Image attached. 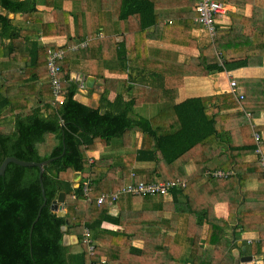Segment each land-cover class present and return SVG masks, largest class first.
Listing matches in <instances>:
<instances>
[{
  "label": "trees",
  "instance_id": "16d2710c",
  "mask_svg": "<svg viewBox=\"0 0 264 264\" xmlns=\"http://www.w3.org/2000/svg\"><path fill=\"white\" fill-rule=\"evenodd\" d=\"M39 1L52 7L54 20L42 22L40 28L23 26V22L41 20L36 15ZM183 1L187 0H0V9L7 12L3 14L0 11V126L5 123L11 126L9 131L0 128V164L7 156L38 162L55 158L44 166L46 204L35 222L31 238L30 227L44 201L40 170L37 166L10 162L4 175H0V264H97L102 257L107 259L108 264L219 263L218 254L228 248L227 242L225 245V240L221 238L225 232L222 220L213 213V201L210 204L201 202L197 206L191 205L186 210L195 229H192V225L188 229L181 227L175 238L189 240L172 241V236L164 232L158 245L145 242L142 247H135L132 243L133 236L144 229L146 233L154 234L153 229L163 226L155 209H136L135 203L147 202L154 197H160L164 203L172 202L180 195L186 197V204H191L188 193L190 185L200 176H191L186 171V165L195 161L197 168L203 167L206 163L205 157H202L203 147L219 129V112L215 111L217 108L213 100L221 96L183 95L184 77L260 65L264 59L263 44L244 49L230 46L243 38L255 41L263 39V30L256 29L255 32L249 26L264 22V4L255 5L251 16L239 15V20L230 26L217 22L216 35L210 37L205 32L197 33L199 26L193 21L195 12L162 14L156 8L157 2ZM71 9H75L76 13ZM9 13L22 14V19L17 20L19 25L16 19L9 17ZM80 15L87 17L94 36L86 46L70 50L69 44L42 46L35 40L30 41L39 34L49 36L54 27L67 22L70 16L75 17L77 35L82 36L85 19L78 22ZM99 33L103 35L98 36ZM115 34H123L124 40L114 41L115 62L119 69L113 71L124 73L131 68L136 75H149L158 80L157 84L156 79L153 80L154 87L157 86L159 90L154 95L165 107L152 117L130 116L133 106L139 101L138 97L124 102L118 94L115 101L110 103L104 93L102 106H110L105 112H101L103 107L92 108L75 99L78 85L70 79L68 61L84 50H91L95 44L104 45L107 37L115 40ZM149 40H158L181 49H196V56L185 61L173 59L171 54L161 56L159 51L156 54L149 48ZM57 49L65 51V57L59 63L61 75L65 77L63 103L55 102L48 72V55L51 50ZM244 52V55L240 54ZM43 76H48V93L53 104L38 100L44 90L37 88L36 80ZM241 82L245 88V98L242 100L245 110L240 115L249 130L251 117H257L264 110V101L260 103L249 93L254 88L251 86L252 80L242 78ZM129 87L134 88V85ZM148 94L152 96V92ZM33 97L38 100L37 105L33 104ZM240 98L243 97L240 95ZM208 101H212L211 105ZM119 103L123 107L117 111L115 106ZM245 111L250 114L249 119L245 117ZM256 129L252 125V132L257 131L262 136ZM136 131L143 133L142 145L133 153L126 154L121 165L116 166L103 158L90 162L87 151L95 149L98 142L103 140L109 143L126 132ZM239 147L241 154L223 162L220 169H203V175L231 183L233 189L237 190L238 174L229 172L218 177L212 173L206 174V171L228 172L233 167L237 169L243 155L256 153L254 135ZM231 154H235V148H228V155ZM137 162H147V165L137 167ZM258 166L264 178L259 159ZM75 172L82 174L77 186L73 181ZM155 177L167 182L186 180V184L172 188L167 195L122 193L117 202L127 203L128 207H123L117 216L109 212L107 201L98 204L94 200L90 203L82 193L85 179L91 180V196L96 198L103 192L118 190L130 181L151 182L156 180ZM61 191L65 192V216L58 215L51 207ZM239 198L240 193L234 191L229 197V204ZM106 220L122 223L124 230H104L102 224ZM170 223L165 222L164 226L173 228ZM66 225L67 230H63ZM85 228L91 230L96 242L93 255L89 254L83 242ZM66 233L78 235L79 251H73L71 245L64 244ZM205 243L214 245L206 252L207 255L202 254Z\"/></svg>",
  "mask_w": 264,
  "mask_h": 264
},
{
  "label": "crops",
  "instance_id": "0c3cea01",
  "mask_svg": "<svg viewBox=\"0 0 264 264\" xmlns=\"http://www.w3.org/2000/svg\"><path fill=\"white\" fill-rule=\"evenodd\" d=\"M227 5V12L218 18V22L225 26H230L234 21L239 20V15L251 16L255 5H263L264 0H219ZM197 0H187L178 3L170 2H157L156 8L162 14H180L195 12V5ZM38 15L41 20L38 22L26 21L23 22V26H34L40 28L41 23H50L54 20L55 15L51 6L39 1L37 4ZM3 14L7 12L4 9H0ZM72 10V9H71ZM75 12V9L72 10ZM73 13V14H74ZM233 14V15H232ZM193 16V18H194ZM9 17L17 20L22 19V14L9 13ZM75 17L70 16L68 21H63L61 25L54 27V30L49 36L39 34L35 38L32 37L30 41L35 40L42 46L48 45H64V44H76L79 42H86L91 40L94 36L90 31V24H88L87 17L80 15L79 21L82 20L83 28L81 29L83 35H77L78 29L74 21ZM81 21V24H82ZM194 21V19H193ZM19 25V24H18ZM49 27V26H48ZM242 27V26H241ZM109 35L111 27H109ZM249 28L253 30H263L264 22L252 24ZM197 33L203 34L199 29ZM205 34V33H204ZM103 33H99L98 36H102ZM108 40L104 45L93 46L90 50H84L80 55H76L70 58L68 61L70 79L75 81L78 85V91L75 95V99L79 102L92 107L101 108V112H105L110 109L109 105L104 104L102 96L106 93V99L113 103L118 94L123 97V101H128L132 97H138L139 101H136V105L133 106L130 116L132 117H144L149 118L154 114L158 113L165 106L156 97H149L147 90L153 91L154 87L153 77L149 75H136V71L129 68L128 72L120 73L113 71V69H119L118 64L115 62V42L124 40L123 34H115L114 39L107 37ZM244 40H238L234 44L235 47L244 49L245 47H260L263 44L264 48V37L255 41L250 38H243ZM147 45L156 54H171L173 59L181 61L188 60L191 57L196 56V49H181L175 45H165L163 42L158 40H149ZM166 49V50H165ZM242 55L244 53H240ZM238 54H235V56ZM112 69V70H111ZM86 77L93 78V86L88 87L86 85ZM252 80L251 86L253 88L252 93L255 99H258L260 103L264 101V59L260 65H248L243 66L234 70H225L220 72H212L209 75H186L184 77V85L182 88L183 95L187 97H210V96H221L215 102L216 112H219L218 132L215 136H212L209 141L203 147L205 150L202 152V157L206 163L202 168H197L195 161H190L186 165V171L192 176H200L190 185L189 196H191V204H186V197L177 195L175 200L172 202L166 201L165 203L160 197H154L150 201H141L135 203L136 209L145 210L152 208L156 210V215L163 221L160 228L153 229L154 234L146 233L144 229L137 235L133 236L132 243L135 247H142L144 243L149 244H160L162 233L167 232L172 236V241H187L189 238H175L177 236V230L186 228L192 225V229H195V224L192 218L189 217L186 210L191 205L197 206L203 202L210 204L213 201V213L218 219L222 220V226L224 228V235L221 237L227 242V248L222 254H218V264H264V178L260 172L258 166L257 153H248L243 155V161L238 164L237 169L232 168L228 172H232L239 175L238 183L239 187L234 190L231 183L220 182L218 179H209L203 175V169H220L221 164L225 161H229L232 157H237L241 154L240 147L244 145L250 138L253 137L252 125L256 126L259 132L262 134L263 142L262 148L264 149V110L260 112L257 117H251L249 130L245 121L241 120L242 115L240 112H244L243 99L245 98V88L241 79ZM34 80H36L34 78ZM235 80L237 86L231 87V81ZM38 81L37 88L44 90L40 101L47 102L52 101L48 90L50 89L48 76L42 77ZM78 81L81 83L78 84ZM158 80H155V83ZM157 84V83H156ZM254 84V86H253ZM129 85H134V88H130ZM251 88V89H252ZM36 91V90H35ZM159 91V90H158ZM37 92V91H36ZM243 94V98L240 95ZM50 99V100H49ZM38 100L33 97L32 101L34 105L38 104ZM154 102L162 104L159 110L151 109ZM212 101L207 103L211 105ZM43 104V103H41ZM115 105V104H114ZM121 103L115 106L118 111L122 109ZM114 110V111H116ZM246 112V111H245ZM249 113L246 112L245 117H249ZM218 117V115H217ZM249 119V118H248ZM247 121V119H246ZM248 122V121H247ZM220 124V125H219ZM256 129V130H257ZM143 142V133L140 131L126 132L122 136L115 137L109 143H105L103 140L97 143V146L93 150L87 151V156L90 162L99 160L101 158L111 161L114 165H121L124 161V156L129 153H133L141 147ZM235 148L234 155H228V148ZM238 148V149H237ZM236 162V161H235ZM147 165V162H137V167ZM234 166V164H232ZM80 174V175H77ZM119 175V173H118ZM81 172H75L73 174L74 185L77 186L81 180ZM156 180H162L160 177H155ZM237 191L240 193V198L232 200L229 204V197H232V193ZM127 208V203L118 201L114 205L109 206V212L117 216L122 208ZM66 211V210H65ZM68 224L70 220H68ZM165 222H171L170 225L173 228L164 226ZM126 223V220H125ZM67 224V225H68ZM67 225L65 230H67ZM102 227L104 230H112L120 232L124 230V225L117 223L116 221L106 220L103 222ZM118 230V231H117ZM64 244L71 245L73 251H79L81 245L79 243V237L77 234L66 233L63 238ZM202 254L207 255L206 252L214 248V245L208 243L203 244ZM188 251V249L186 248ZM176 251V250H174ZM173 251V252H174ZM178 252V251H177ZM177 254V253H176ZM187 254V253H185ZM189 255V252L187 256ZM251 256L252 260L242 261V258ZM191 264V263H186Z\"/></svg>",
  "mask_w": 264,
  "mask_h": 264
},
{
  "label": "built area",
  "instance_id": "2783aa9c",
  "mask_svg": "<svg viewBox=\"0 0 264 264\" xmlns=\"http://www.w3.org/2000/svg\"><path fill=\"white\" fill-rule=\"evenodd\" d=\"M227 5L219 0H197L195 5L196 15L194 16V21L199 26V30L201 32H205L210 35V37H214L216 35V24L218 22V18L227 12ZM88 41L79 42L76 44H69L68 48L70 50H77L80 47L86 46ZM65 57V51L62 49L51 50L48 55V72L50 76V83L52 86L53 95L55 97V102L63 103L65 100V94L63 93V84L65 82V77L61 75V67L60 61ZM237 86V82L235 80L231 81V87L235 88ZM241 97L243 95L241 94ZM253 135L257 142V147L255 152L259 156V161L261 166L264 169V150L262 148V136L254 131ZM212 173L214 176H225L229 172H224L222 170H214L210 172L206 171V174ZM82 193L86 198L87 202H93L96 200L98 204H101L105 201L108 202L109 205H114L119 196L122 193H132L135 195H167L170 190L175 187L185 186L186 180H174V181H164V180H155V181H146L139 180L137 182H128L124 185V187L115 190L103 192L98 195L96 198L91 196L92 191V182L90 179H85L82 183ZM79 185V184H78ZM83 242L88 247V252L90 255L95 253L96 242L92 237L91 230L89 228L84 229L83 233ZM97 264H108L107 259L102 257L101 260Z\"/></svg>",
  "mask_w": 264,
  "mask_h": 264
},
{
  "label": "water",
  "instance_id": "95a60500",
  "mask_svg": "<svg viewBox=\"0 0 264 264\" xmlns=\"http://www.w3.org/2000/svg\"><path fill=\"white\" fill-rule=\"evenodd\" d=\"M79 83H81V81H78V84ZM86 85L88 87L93 86V78L92 77H86ZM53 159H55V158H49V159H46L44 161L38 162V161H31V160H23V159H20L16 156H7L2 161V163L0 164V175H4V173L7 169V166L10 162H14V163H17V164L22 165V166H37L40 170L39 180H40V185H41V189H42V194L44 196V201L41 204V206L38 210L37 216H36L35 220L33 221L32 225L30 227V234H29L30 238L32 235V231H33L35 222L38 220V218L41 214V210H42L43 206L46 204L45 189H44V184H43L44 166L46 164H48L50 161H52ZM77 175H80V174H77ZM64 203H65V192L61 191L58 194V197L53 201V204L51 207H52L53 211L57 212L58 215L65 216L66 211L64 208ZM63 230H65V226H63ZM64 237H65V235H64ZM63 242H64V240H63ZM250 260H252L251 256H246V257L242 258V261H250Z\"/></svg>",
  "mask_w": 264,
  "mask_h": 264
},
{
  "label": "rangeland",
  "instance_id": "374dc122",
  "mask_svg": "<svg viewBox=\"0 0 264 264\" xmlns=\"http://www.w3.org/2000/svg\"><path fill=\"white\" fill-rule=\"evenodd\" d=\"M1 11V10H0ZM199 38H202V37H199ZM166 50V49H165ZM148 91V90H147ZM150 92H152V96H151V94H148L149 93V91L147 92V94L151 97V99H152V97H155V93H157V92H159L158 91V89H155V88H153V91H150ZM152 105H154L151 109H154L153 111H156L155 109H157V110H159L160 108V106H162V104H158L157 105V102H154ZM12 116L10 115V118H11ZM11 126H9V124H2L1 126H0V128H1V130H4V131H9L11 128H10Z\"/></svg>",
  "mask_w": 264,
  "mask_h": 264
}]
</instances>
